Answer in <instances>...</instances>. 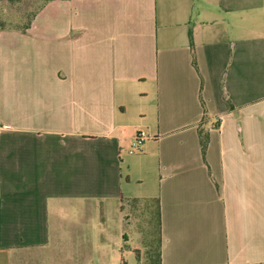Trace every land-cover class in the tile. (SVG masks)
<instances>
[{"label": "crops", "instance_id": "crops-1", "mask_svg": "<svg viewBox=\"0 0 264 264\" xmlns=\"http://www.w3.org/2000/svg\"><path fill=\"white\" fill-rule=\"evenodd\" d=\"M195 4L51 0L0 29V264L93 262L67 216L145 179L156 264H264V0Z\"/></svg>", "mask_w": 264, "mask_h": 264}, {"label": "rangeland", "instance_id": "rangeland-1", "mask_svg": "<svg viewBox=\"0 0 264 264\" xmlns=\"http://www.w3.org/2000/svg\"><path fill=\"white\" fill-rule=\"evenodd\" d=\"M46 1L51 0H0V29L21 30ZM130 141L125 148L138 153L139 147H130ZM126 165L125 161L122 167L124 184L127 179ZM137 183L123 187L122 199L96 198L85 211L81 212L80 206L67 216L66 221L88 226L89 254H93L94 263L89 261L84 264H156L159 239L156 202L135 198L142 191L148 192L151 186L146 179L142 185ZM40 256L44 257L43 254H33L32 264H40L37 263Z\"/></svg>", "mask_w": 264, "mask_h": 264}, {"label": "trees", "instance_id": "trees-1", "mask_svg": "<svg viewBox=\"0 0 264 264\" xmlns=\"http://www.w3.org/2000/svg\"><path fill=\"white\" fill-rule=\"evenodd\" d=\"M46 2H48V1H46ZM44 4H42L40 6V8ZM34 16L32 17V19L34 18ZM32 19H30L28 22H26V24L21 28V31H25L27 28H29ZM188 37H189V44H190L191 55H192V65L194 66V68L196 70H198L197 69L196 60H195L191 28H189V30H188ZM200 100H201V104H202L204 110H203V115H202V123L198 127V136H199L201 154H202V157L204 158L205 157V152H206V147H207V144H208V130H207V127H206V124H205V121L207 119V112H206L205 105H204V102H203L201 96H200ZM158 246H159V239H158Z\"/></svg>", "mask_w": 264, "mask_h": 264}, {"label": "built area", "instance_id": "built-area-1", "mask_svg": "<svg viewBox=\"0 0 264 264\" xmlns=\"http://www.w3.org/2000/svg\"><path fill=\"white\" fill-rule=\"evenodd\" d=\"M145 132L143 130L138 131L135 136L133 137V139L131 140L130 146L132 148H137L140 147L142 145V142L145 138Z\"/></svg>", "mask_w": 264, "mask_h": 264}]
</instances>
